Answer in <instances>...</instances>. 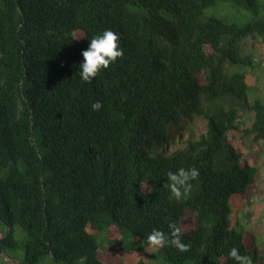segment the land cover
<instances>
[{"label": "trees", "instance_id": "16d2710c", "mask_svg": "<svg viewBox=\"0 0 264 264\" xmlns=\"http://www.w3.org/2000/svg\"><path fill=\"white\" fill-rule=\"evenodd\" d=\"M224 1L0 0L1 254L22 248L19 264H234L236 247L264 264L238 217L260 180L249 147L264 143L254 76L264 58L244 48H264V0H229L250 13L244 22L206 15ZM106 29L124 56L86 83L81 52ZM196 120L207 126L199 136ZM193 167L191 193L171 198L167 173ZM169 222L184 226L188 252L147 244Z\"/></svg>", "mask_w": 264, "mask_h": 264}, {"label": "clouds", "instance_id": "9594fccd", "mask_svg": "<svg viewBox=\"0 0 264 264\" xmlns=\"http://www.w3.org/2000/svg\"><path fill=\"white\" fill-rule=\"evenodd\" d=\"M86 50L81 52L83 62L79 65L80 79L86 83H91L103 70L109 68L111 64L118 59L123 58L124 50L120 45L119 35L109 29L103 31L102 34L93 36ZM103 107L100 101L92 103L93 111H99ZM199 178V170L196 168H180L175 172L167 173V182L163 187L167 188L171 194V198L182 200L186 198L192 191V181ZM168 233L159 229H152L147 234L146 241L150 247L162 249L166 246L176 248L179 252H188L191 245L182 240V234L185 231L183 225L175 222H169ZM228 256L234 261V264H253V260L249 255H242L236 247L230 249Z\"/></svg>", "mask_w": 264, "mask_h": 264}, {"label": "rangeland", "instance_id": "374dc122", "mask_svg": "<svg viewBox=\"0 0 264 264\" xmlns=\"http://www.w3.org/2000/svg\"><path fill=\"white\" fill-rule=\"evenodd\" d=\"M205 13L206 15H211V13L228 15L230 20L237 22H244L247 16L250 15V13L246 11L239 12L230 8L229 0H225L224 3L218 5L216 9H208ZM244 53L252 54L256 61L263 62L264 48L256 40L249 39L246 42ZM254 76L256 77L258 87L264 92V63L259 69L255 70ZM250 123L251 120L245 121L244 127L250 125ZM191 128L197 136L205 133L207 130L206 123L202 120H196L195 123L191 125ZM249 150L252 152V156L256 159L259 166L260 180L251 198V204L248 207H244L242 213H238V217L242 227L254 237V240L258 244V251L264 253V143L251 144ZM246 212L251 215L249 219L242 216L245 215ZM23 257L24 250L22 248H18L16 252L8 251L7 254L0 253V264H19ZM120 258L126 259L124 256H120Z\"/></svg>", "mask_w": 264, "mask_h": 264}]
</instances>
